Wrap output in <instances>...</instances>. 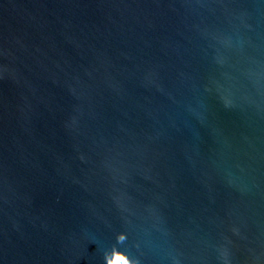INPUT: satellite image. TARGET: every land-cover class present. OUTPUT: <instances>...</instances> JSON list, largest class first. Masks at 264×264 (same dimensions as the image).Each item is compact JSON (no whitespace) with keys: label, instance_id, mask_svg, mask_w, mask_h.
Returning a JSON list of instances; mask_svg holds the SVG:
<instances>
[{"label":"water","instance_id":"1","mask_svg":"<svg viewBox=\"0 0 264 264\" xmlns=\"http://www.w3.org/2000/svg\"><path fill=\"white\" fill-rule=\"evenodd\" d=\"M114 251L264 264V0H0V264Z\"/></svg>","mask_w":264,"mask_h":264},{"label":"clouds","instance_id":"2","mask_svg":"<svg viewBox=\"0 0 264 264\" xmlns=\"http://www.w3.org/2000/svg\"><path fill=\"white\" fill-rule=\"evenodd\" d=\"M126 236L123 233L118 234L117 242H123ZM126 254L119 253L118 251L113 252V258L108 259L106 255L107 264H137L135 260L126 258Z\"/></svg>","mask_w":264,"mask_h":264}]
</instances>
